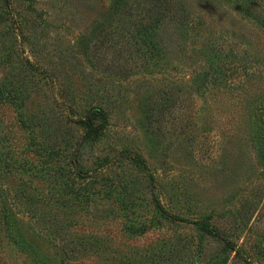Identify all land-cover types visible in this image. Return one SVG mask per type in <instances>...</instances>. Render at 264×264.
<instances>
[{
    "label": "rangeland",
    "instance_id": "obj_1",
    "mask_svg": "<svg viewBox=\"0 0 264 264\" xmlns=\"http://www.w3.org/2000/svg\"><path fill=\"white\" fill-rule=\"evenodd\" d=\"M117 1L0 0V264H246L202 219L264 264V0H167L147 34L142 0ZM93 110L107 125L80 149Z\"/></svg>",
    "mask_w": 264,
    "mask_h": 264
},
{
    "label": "trees",
    "instance_id": "obj_2",
    "mask_svg": "<svg viewBox=\"0 0 264 264\" xmlns=\"http://www.w3.org/2000/svg\"><path fill=\"white\" fill-rule=\"evenodd\" d=\"M125 1L126 0L116 2L115 8L118 10L117 12H123L124 14H126L128 12H132V10H130V9L133 8L134 6L130 5V7H129V2H127V1L125 2ZM142 2H143L142 4H141V1H139V3H137V6L134 7L137 9V12H135L133 14H134V16L139 15L140 18H144V16L148 17V18H150V20H148L149 21L148 24L141 25V28L136 29V26L135 27L132 26L131 28H133V29L135 28V30H137L138 33L147 34L148 32H151L154 27H156L155 25L159 21V17L161 15V12L163 11L162 8H160V7L163 6L164 4H167L168 1L167 0H142ZM242 2L244 4L245 11L247 12V14H250L249 7H250V9L252 8L253 0H242ZM252 12L253 11L251 9V14H252ZM155 13H156V15H155ZM131 16H133V15H131ZM98 24H99V22H97L95 24V26L84 37V39H83L84 42L82 43L84 48H83L82 52L85 53V51L88 49V47H89L88 45H89V43H91V41L97 40V32L100 31L99 28L101 27ZM263 26H264V22H263ZM129 28H130V26H129ZM96 47L97 46H95V44H93V48H96ZM207 64H208V69L211 73L220 72L217 65L215 63H212V61H207ZM216 69H218V71ZM210 77H213V75ZM205 78H206V80L209 79L207 76H205ZM214 82L215 81H212L211 84H213ZM75 123L79 126V128L82 131L81 138H80V141L78 144L80 149H82L84 147H87L92 142H95L100 137L105 126L107 125V117H106L104 112H102L100 110H93L88 115L76 119ZM262 141H264V130L262 133L259 132L257 134V138L255 139V144L257 146V148H256L257 159H258L259 164L261 163L262 166H264V144H262ZM77 153H78V157L76 159L75 167H77V169H80L79 166H82V165H78V164H81L80 157H79L80 150H79V152L77 151ZM131 160H132V162L136 168L140 169L141 171H147V173H149V168L147 167V165H146V163L142 157H140L139 155H135V156L131 157ZM150 180H151V182L152 181L154 182L153 176L151 174H150ZM153 189H155V188L153 187ZM153 196H154V202H155L157 208L163 214H167L166 210L161 205V203L159 202L156 195L154 194ZM243 214L246 215L245 213H243ZM4 218H5V221L7 224V235H6L5 239L8 241H6V242H8V243L10 242L12 246H16L18 249L30 250L31 249L30 245L24 239L21 238V235L17 231V230H19L18 227H20V225H21L20 219H18L17 215L14 212H12V210L10 208L7 207L6 214H5ZM177 220L181 221V222L185 221L182 218L177 219ZM196 223H199L198 228L204 235H206L212 239H215L222 244V253L223 254H229V255L233 254L234 258L235 257L236 258H241V257L245 258L246 264H252V262H250V260L248 259L247 256H243L244 255L243 247L239 243H237L234 238L230 237L229 235L222 232L220 229L213 226L210 223V221H208V219H206V220L202 219L200 221H196ZM226 258H228V256ZM223 262H225V259L220 258L219 262L216 264H223Z\"/></svg>",
    "mask_w": 264,
    "mask_h": 264
}]
</instances>
